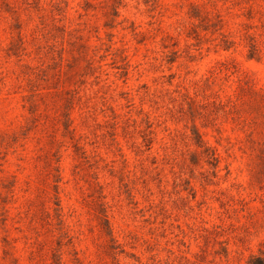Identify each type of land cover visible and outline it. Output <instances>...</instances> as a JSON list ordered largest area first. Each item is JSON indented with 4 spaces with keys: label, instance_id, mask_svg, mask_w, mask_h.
I'll list each match as a JSON object with an SVG mask.
<instances>
[{
    "label": "rangeland",
    "instance_id": "rangeland-1",
    "mask_svg": "<svg viewBox=\"0 0 264 264\" xmlns=\"http://www.w3.org/2000/svg\"><path fill=\"white\" fill-rule=\"evenodd\" d=\"M0 264H264V0H0Z\"/></svg>",
    "mask_w": 264,
    "mask_h": 264
}]
</instances>
